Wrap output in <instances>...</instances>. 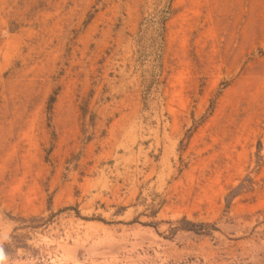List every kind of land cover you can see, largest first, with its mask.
Returning <instances> with one entry per match:
<instances>
[{
    "label": "rangeland",
    "instance_id": "1",
    "mask_svg": "<svg viewBox=\"0 0 264 264\" xmlns=\"http://www.w3.org/2000/svg\"><path fill=\"white\" fill-rule=\"evenodd\" d=\"M0 264H264V0H0Z\"/></svg>",
    "mask_w": 264,
    "mask_h": 264
}]
</instances>
